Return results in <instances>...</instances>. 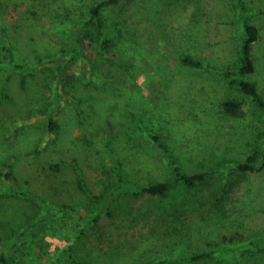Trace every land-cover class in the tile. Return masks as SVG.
<instances>
[{
  "label": "rangeland",
  "instance_id": "obj_1",
  "mask_svg": "<svg viewBox=\"0 0 264 264\" xmlns=\"http://www.w3.org/2000/svg\"><path fill=\"white\" fill-rule=\"evenodd\" d=\"M34 3L38 1L0 0V40L7 44L6 33L14 40L20 34L14 41L16 53L0 46V251L6 254V261L0 260V264H73L61 253L75 240L71 253L84 264H153L165 256L174 257L181 246L174 239L179 238L190 252L211 251L210 258L161 264H256L264 246L261 150L247 171L225 168L230 182L224 199L216 204L231 214L227 224L214 223L216 219L205 211L196 214L189 209L177 224L188 230L176 238L169 233L170 239H162L160 231L168 227L161 212L166 202L127 194L117 196L111 214L104 212L98 222L84 227L87 223L81 217H95L88 192H101L112 178L114 161L108 157L106 142L117 150L128 178L147 184L172 176L149 135L151 129L147 126L144 131L126 115V92L119 93L120 97L113 93L112 83L119 80L124 84L130 72L139 78L140 94L153 100L151 105L140 98L143 101L134 107L136 117L144 125L150 124L191 172L217 162L244 160L258 152L261 141L257 137L264 127L260 111L249 100L247 116L227 118L220 112L219 102L240 95L229 86L225 72L237 66L246 21L259 29L253 49L257 71L251 79L258 82L264 98V0H242V4L240 0H124V8L115 7L112 16L123 12V20L137 29L132 33L140 41L132 35V43L110 49L102 58L87 45L82 48L85 57L78 51L68 52L61 66L66 76L76 77L84 86L73 89L62 82L58 104L53 88L59 77L56 66L47 60L60 57L67 49L74 21L49 24L50 15L31 12L39 5L34 9ZM67 4L75 15V2ZM61 6L66 7L63 2ZM43 10L52 12L50 6ZM26 12H31L30 17ZM135 53L139 58L134 63ZM185 55L200 59L203 67L184 64ZM15 64L24 67L15 68ZM134 88L130 86V90ZM95 94L101 98L93 100ZM52 113L59 124L58 138L47 133V118ZM82 119L84 123H80ZM133 157H137L136 166ZM6 165L19 188L31 192L32 199L4 193L9 185L4 177ZM59 176L65 186L57 185ZM77 182H83L87 191L80 190ZM214 182L213 187L223 186L217 178ZM208 185L200 187L206 200ZM50 201L75 209L66 218L64 238H54L47 251L33 235L29 241L16 242L18 234L27 231L29 216L49 207ZM250 247L261 250L248 254ZM23 249L35 258L29 260L20 252ZM241 253L245 254L242 259Z\"/></svg>",
  "mask_w": 264,
  "mask_h": 264
},
{
  "label": "trees",
  "instance_id": "obj_2",
  "mask_svg": "<svg viewBox=\"0 0 264 264\" xmlns=\"http://www.w3.org/2000/svg\"><path fill=\"white\" fill-rule=\"evenodd\" d=\"M36 1H38L39 5L34 3L32 7L34 9L36 8L35 5H38V7L35 9V11L31 9V12L36 13L43 11L42 13L50 15L51 20H49V24H55V22L63 23L68 19V21L70 22L74 21V26L77 27V29H75L74 26L73 28L72 26H70V43L67 49L64 50V53L60 57H52L47 60L48 62L53 63L56 66L54 68H56L57 76L59 77L57 79L59 80V83H56V86L53 88V90L55 91V100L57 104L62 100V82H64L69 87H72L73 89H78V87L82 88L84 86V84H82L80 81H77L78 79L76 77L69 75L66 76L65 70H63L61 66L62 60L68 52L71 53L73 51H78L83 57H85L86 53L82 48H84L83 45H87L93 49H97V55H99V58H102L103 56L107 57L106 55H108V50L116 48L117 46H120V48H122L124 46H128L129 43H132V35L134 39H136V41H140L135 36V33H132L137 31V29L133 25H129L123 20V12H118L115 16H112V11L115 7L120 10L124 8V0ZM67 1L75 2V6L77 7V9L74 10L75 15L72 14V10L67 4ZM62 2L66 7L61 6ZM240 3L242 4V0H240ZM47 6L51 7L52 12H45L43 10ZM61 9L63 10L62 12L67 13H60ZM72 9H74V7H72ZM31 12H26L27 17H30L29 15L31 14ZM242 15H245V12H242ZM242 29L243 34L240 39V54L237 66H235L236 68L234 69L229 68L225 72L226 76L229 79V86L237 90L240 95L234 96L232 94L222 99L219 102V107L221 109L220 112L224 117L227 118H243L248 114L246 105L248 101L251 100L256 109L260 111L262 119H264V98L259 90L258 82L251 79V75L257 71L253 49L255 41L259 37V29L257 26L247 21L244 22ZM5 35L7 36L6 38L8 39L9 43L7 42L6 44L4 40H0V46L8 53L14 54V41H17V38L20 37V34L16 35V40L13 39L14 37L12 36V34L6 33ZM138 58L139 56L135 53L133 62L135 63ZM182 62L186 65L189 64L195 67H203L204 64L200 59H197L190 55L183 56ZM14 67L23 68L24 65L15 64ZM125 68L126 70H129V72L132 71V67L129 65H126ZM127 76V81L124 84H120L119 80H116L112 83V86L114 87L113 93L116 97H120L119 93H124V91L126 92L124 95L127 102L125 104L127 107L124 109L126 115H130L131 118H134V124L137 123L139 128H143L144 131L146 130L147 126L151 129L149 135L152 137V141H154L158 148L162 151L163 160L168 169H170L172 178L170 177L168 179L162 180L155 179L148 181L147 184L142 181L137 182L134 179L128 178L124 173L125 166L120 161L117 150H115L113 146H111L110 142H106L105 147L108 150V157H111L114 161V163L111 164L110 167L112 178L107 187H105L101 192H88L91 199L90 211L95 213L96 215L92 219H90L88 216L82 215V220L87 223L83 226L86 227L90 224L98 222L99 218L104 212L111 214L112 201L121 194L132 196L147 195L151 198L156 197L159 200L166 202L165 204H162L161 212L162 216L165 218V222L168 223V227L166 229H161L160 236L162 237V239H170L169 233H171L172 236L176 238L178 236V233L183 232L184 230H188L183 226L177 227V224L180 223L179 221H182V215H184L185 212L189 209L196 214L203 213L205 211L211 217L215 218L216 220L214 221V223L217 222L219 225L229 223V217L231 216V214L225 211L223 205L218 206L216 204L218 200L219 202H222V200L224 199L225 186L230 182V175L228 171L225 170V168H235L241 172H245L253 167L256 159L260 156L259 151H264V127L257 137V142L258 140L261 141L258 144V147L260 148L258 152L249 154L244 160L229 162L225 161L223 163L217 162L209 168H199L197 172H191L187 168V166L179 162L176 154L171 150L168 142L164 140L160 136V134L153 129L152 126L150 127V124L144 125L143 121L139 120L136 117L137 115L134 111L135 103L144 100V103L147 104V102H150L152 105L153 100L151 99L152 96L151 98L148 97V99H146L140 94L143 90V87H141L140 84L137 83V81H139L138 77L134 76L132 72L128 73ZM86 85L87 84H85V86ZM129 85L131 86V89L132 86L136 88L130 90ZM94 96L95 98H93V100H99L101 98L96 94ZM247 97H249V99H247ZM140 98H143V100ZM84 112L85 111H83L82 113L80 112L81 118ZM47 121V133L58 138L60 136V129L59 124L56 121L55 113L50 114L47 118ZM84 122V119H82V122L80 123ZM136 158L137 157H133V166H136ZM6 168L7 169L4 172V177L7 182H9V185L7 186L4 193L24 197L26 199H32L33 195L31 194V192L22 188L20 189L16 182L14 173L10 170L9 166L6 165ZM219 172L221 173L219 174ZM218 174L219 177H217ZM215 178L219 179L223 186L217 185L216 187H213L212 185L215 183ZM206 182L209 184L208 186L210 189L208 200L203 199L205 195L202 197L200 193V187ZM65 183L66 182L63 177L59 176L57 185L65 186ZM76 185L79 187V189L81 187L80 190L85 189V191H87L83 182H77ZM194 188L197 189L196 193L189 194V190L191 191V189ZM1 196L2 195H0V197ZM43 203L44 202L42 201V205L44 206ZM72 213H75V209L70 205L66 203L58 204L57 201H50L49 207L44 208L42 211H36L31 217L29 216L28 220L26 221L27 231L20 232L16 237V242H19L20 240L22 241V239L25 242L29 241V238L33 235L35 237L33 238L34 241L36 239H39L38 243L41 242L40 245L43 247L44 251L50 250V248L52 249L51 244H54L52 242L54 238H64L66 226L68 224L66 218L69 214ZM172 217H175L176 219H172ZM204 220H207L205 216ZM78 237L79 236H77V238ZM174 240H176L177 244H181L179 250L175 252V256H165L164 258L157 262H154L153 264H161L163 262L175 263L179 261L196 262L201 258H210L211 256L212 252L208 250H204L200 253L195 251L190 252L188 250V244L182 242V238H179V240ZM76 244L77 241L75 240L67 249L63 250V252L61 253V257L71 258L73 264H84L83 262H81L78 256L71 253V251H74ZM46 246H48L47 248L49 249L44 248ZM54 247L55 245L53 246V249ZM212 250L214 251V248ZM260 250V247L256 250L250 247L248 254L256 252L259 253ZM262 250L263 253L261 256L257 257L256 264H264V246ZM20 252L24 253L29 260H31L34 256L30 255L31 251L27 249H23ZM45 253L46 252L42 253L43 257L46 256L44 255ZM243 255L245 254L241 253L240 259H242ZM259 258H261V260H259ZM0 260L6 261V254L1 251Z\"/></svg>",
  "mask_w": 264,
  "mask_h": 264
}]
</instances>
